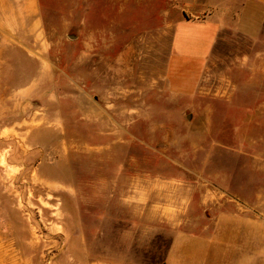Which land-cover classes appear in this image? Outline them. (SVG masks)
Returning <instances> with one entry per match:
<instances>
[{
	"label": "rangeland",
	"instance_id": "rangeland-1",
	"mask_svg": "<svg viewBox=\"0 0 264 264\" xmlns=\"http://www.w3.org/2000/svg\"><path fill=\"white\" fill-rule=\"evenodd\" d=\"M201 2L41 0L40 37L0 30V264H164L152 203H264V27L222 33L195 94L167 88Z\"/></svg>",
	"mask_w": 264,
	"mask_h": 264
},
{
	"label": "crops",
	"instance_id": "crops-1",
	"mask_svg": "<svg viewBox=\"0 0 264 264\" xmlns=\"http://www.w3.org/2000/svg\"><path fill=\"white\" fill-rule=\"evenodd\" d=\"M190 11L195 18L183 17L174 26L166 63V84L174 96H191L200 86L212 52L227 30L256 39L264 27V0H206ZM41 0H0V30L8 37L19 31L40 37ZM32 82V81H30ZM24 100L31 88L21 89ZM252 202L225 198L190 202L180 217L163 218L164 208L152 203L157 212L154 233L167 223L174 228L164 264H264V203L258 189ZM131 202L136 212L149 203ZM140 216V215H139ZM142 216V215H141ZM140 216V218H141ZM153 221V220H151ZM94 264H122L96 261Z\"/></svg>",
	"mask_w": 264,
	"mask_h": 264
},
{
	"label": "bare ground",
	"instance_id": "bare-ground-1",
	"mask_svg": "<svg viewBox=\"0 0 264 264\" xmlns=\"http://www.w3.org/2000/svg\"><path fill=\"white\" fill-rule=\"evenodd\" d=\"M104 151V150H103Z\"/></svg>",
	"mask_w": 264,
	"mask_h": 264
}]
</instances>
